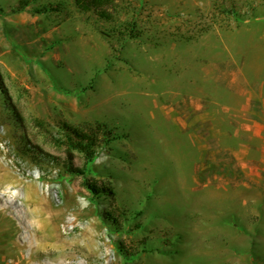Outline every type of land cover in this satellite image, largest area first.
<instances>
[{
    "label": "rangeland",
    "instance_id": "rangeland-1",
    "mask_svg": "<svg viewBox=\"0 0 264 264\" xmlns=\"http://www.w3.org/2000/svg\"><path fill=\"white\" fill-rule=\"evenodd\" d=\"M0 264H264V0H0Z\"/></svg>",
    "mask_w": 264,
    "mask_h": 264
},
{
    "label": "trees",
    "instance_id": "trees-1",
    "mask_svg": "<svg viewBox=\"0 0 264 264\" xmlns=\"http://www.w3.org/2000/svg\"><path fill=\"white\" fill-rule=\"evenodd\" d=\"M20 4L21 6L22 4L25 5L27 4V1H21ZM106 128L107 127L104 126H98L94 129L90 128L88 132H84L79 128L71 127L66 123L61 125V130L68 140L70 147L83 154L88 161H90L92 157L94 158L96 149L102 147L103 145L107 146L114 139V137L112 138L113 132ZM72 149L68 151V158L63 163H59L58 159L56 158H53L51 162L62 166L70 174H84L82 169H78L74 166L73 158L71 156L73 151ZM85 186L92 194L96 196H108L113 199L114 192L109 187H100L93 182L85 183ZM108 218L110 224L118 228H122L127 223V220L125 219L126 214L122 211H119L117 208L108 213Z\"/></svg>",
    "mask_w": 264,
    "mask_h": 264
}]
</instances>
